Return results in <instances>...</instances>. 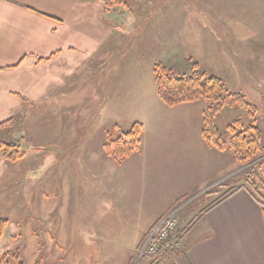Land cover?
I'll return each instance as SVG.
<instances>
[{
    "label": "crops",
    "instance_id": "1",
    "mask_svg": "<svg viewBox=\"0 0 264 264\" xmlns=\"http://www.w3.org/2000/svg\"><path fill=\"white\" fill-rule=\"evenodd\" d=\"M127 1L108 8L102 0H0V123L16 118L1 129L0 142L22 147L21 132L33 128L53 134L47 147L32 146L20 159H27L21 174L11 166L18 162L0 152V192L46 186L45 176L30 174L42 166L39 159L52 156L61 161L56 177L70 171L88 193L80 222L90 237L114 234L113 224L131 226L119 231L137 232L126 237L134 241V256L160 219L178 209L180 225L188 228L179 233L185 244L159 264H264V206L245 188L220 200L244 183L243 165L230 148L219 150L203 138L207 106L166 105L153 84L158 63L134 75L125 55L132 24L153 14L149 37L156 41L148 45H174L177 22L165 18L175 12L164 9L172 0ZM133 13L139 17L131 19ZM182 34L193 39L190 31ZM97 97L105 104L102 121L92 120ZM71 110L88 119H72ZM136 122L144 126L140 148L119 164L105 151L108 134ZM76 240L83 250L84 239Z\"/></svg>",
    "mask_w": 264,
    "mask_h": 264
},
{
    "label": "rangeland",
    "instance_id": "2",
    "mask_svg": "<svg viewBox=\"0 0 264 264\" xmlns=\"http://www.w3.org/2000/svg\"><path fill=\"white\" fill-rule=\"evenodd\" d=\"M168 3L164 9H171L175 14L171 17L166 16L165 19L177 22L175 41L172 42L174 45L168 47L148 45L149 41L152 43L156 41L154 36L149 35L150 32L154 33L153 23L157 16L154 17L153 14L138 18V23L132 24L131 27L132 43L129 46L131 53L129 54L127 46L125 48L126 57L130 56L132 59L129 65L133 74L138 75L145 65L158 63L172 69L178 75H184L192 71L191 62L196 61L201 69L221 77L230 90L242 91L248 100L259 108L257 125L262 131L263 147L255 161L249 165L242 164L243 176L245 179V173L251 165H256L263 174L264 0H172ZM134 15L137 16L133 13L131 19L135 18ZM183 30L190 31L192 34H188V37L191 35L193 39L185 40ZM155 44L165 43L163 41ZM188 44L208 46L196 51L194 48L196 46ZM135 84L136 81L131 86ZM97 98L99 104L95 108L96 116L92 120L102 121L105 104L102 98ZM196 102L199 105H208L205 99ZM225 110L218 116L217 123L224 138L228 139L231 135L228 129L230 124L240 119L246 126L250 119L244 108L234 107ZM68 115L76 120L88 119L84 114L74 110ZM38 118L41 119L40 116ZM122 123L124 127H128L126 120ZM21 133L24 137H20L22 141L20 147L24 152L32 146L47 147V140L53 136L42 128L28 129L27 133L23 130ZM49 149L55 148L52 146ZM40 161L42 166L31 172L30 177L34 176L36 180L40 176H45L48 179L46 186L42 184L40 189H32L29 193L20 188L18 192L12 194L0 192V223L7 220L0 240V257L9 253L3 264H19L14 256L16 252L21 256L22 264H148L154 260L156 256L142 254L145 241L141 245V251L133 256L134 241L126 240V237H134L137 232L119 231L129 229L131 226L113 224L114 234H106L100 238L92 233L93 237H90V230L80 222L84 216L83 206L88 194L84 190V185H77L80 182L75 183L70 171L68 176L60 175L57 178L61 161H57L56 158L51 156L45 160L41 158ZM17 162L11 166L19 174L27 170V159ZM204 198L205 196L199 200ZM114 220L117 221L116 216ZM104 225L106 224H103L101 229L105 227ZM187 230V226L182 227V224L175 230L176 250L185 244L180 234L183 232L184 235ZM13 236L15 238L18 236V240L15 241ZM77 236L84 239L83 250L76 247ZM119 253H125L127 256Z\"/></svg>",
    "mask_w": 264,
    "mask_h": 264
},
{
    "label": "trees",
    "instance_id": "3",
    "mask_svg": "<svg viewBox=\"0 0 264 264\" xmlns=\"http://www.w3.org/2000/svg\"><path fill=\"white\" fill-rule=\"evenodd\" d=\"M106 7L127 5V0H102ZM191 72L184 75L176 74L162 64L154 66V77L157 93L161 100L168 106H176L182 103L195 102L200 99L207 100V107L203 111L202 135L207 144L219 150L230 148L237 160L244 165H249L256 160L262 151V131L257 125L259 108L250 102L243 92H233L228 89L225 81L215 75L201 69L195 61L191 62ZM241 107L247 110L249 116L248 125L244 126L240 119L228 126L230 137L225 139L218 124L217 116L225 109ZM16 118H11L0 123L2 128L13 126ZM143 124L136 122L127 130H119L115 125L109 132L105 143V151L108 156L117 163H123L141 145V134ZM0 152L9 162H16L26 156L19 144L2 140ZM244 183L239 187L227 190L222 199L228 198L240 188H245L249 194L261 205L264 206V173L262 174L256 165H251L246 171ZM219 200V201H220ZM7 220L0 223V240L3 237ZM177 251V250H176ZM9 253L0 257V264L6 261ZM19 264H22L18 252L14 254ZM170 259L169 256L161 254L148 264H159ZM156 260H158L156 262Z\"/></svg>",
    "mask_w": 264,
    "mask_h": 264
},
{
    "label": "built area",
    "instance_id": "4",
    "mask_svg": "<svg viewBox=\"0 0 264 264\" xmlns=\"http://www.w3.org/2000/svg\"><path fill=\"white\" fill-rule=\"evenodd\" d=\"M179 225L178 209L164 215L145 240L142 254L150 257H155L159 254L174 256L176 251L175 230Z\"/></svg>",
    "mask_w": 264,
    "mask_h": 264
}]
</instances>
